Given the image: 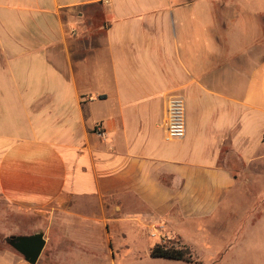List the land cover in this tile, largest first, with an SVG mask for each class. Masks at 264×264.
Returning a JSON list of instances; mask_svg holds the SVG:
<instances>
[{
    "label": "crops",
    "instance_id": "obj_1",
    "mask_svg": "<svg viewBox=\"0 0 264 264\" xmlns=\"http://www.w3.org/2000/svg\"><path fill=\"white\" fill-rule=\"evenodd\" d=\"M257 161L264 0H0V234L43 232L37 264L142 263L230 216Z\"/></svg>",
    "mask_w": 264,
    "mask_h": 264
},
{
    "label": "rangeland",
    "instance_id": "obj_2",
    "mask_svg": "<svg viewBox=\"0 0 264 264\" xmlns=\"http://www.w3.org/2000/svg\"><path fill=\"white\" fill-rule=\"evenodd\" d=\"M240 181L235 210L218 226L185 227V241L171 233L162 238L168 245L189 248L194 263L149 258L136 264H264V162L253 163ZM0 247L11 248L1 234Z\"/></svg>",
    "mask_w": 264,
    "mask_h": 264
},
{
    "label": "built area",
    "instance_id": "obj_3",
    "mask_svg": "<svg viewBox=\"0 0 264 264\" xmlns=\"http://www.w3.org/2000/svg\"><path fill=\"white\" fill-rule=\"evenodd\" d=\"M165 128L166 139L169 141L181 140L186 137L187 108L185 99L183 97L173 96L169 99L165 120Z\"/></svg>",
    "mask_w": 264,
    "mask_h": 264
},
{
    "label": "water",
    "instance_id": "obj_4",
    "mask_svg": "<svg viewBox=\"0 0 264 264\" xmlns=\"http://www.w3.org/2000/svg\"><path fill=\"white\" fill-rule=\"evenodd\" d=\"M46 243L43 232L29 236H12L9 240V245L19 252L29 264L38 263Z\"/></svg>",
    "mask_w": 264,
    "mask_h": 264
},
{
    "label": "trees",
    "instance_id": "obj_5",
    "mask_svg": "<svg viewBox=\"0 0 264 264\" xmlns=\"http://www.w3.org/2000/svg\"><path fill=\"white\" fill-rule=\"evenodd\" d=\"M10 238L5 240L9 244ZM150 256L153 259H169L185 263H194V257L191 250L185 246L175 247L165 242H158L150 250Z\"/></svg>",
    "mask_w": 264,
    "mask_h": 264
}]
</instances>
